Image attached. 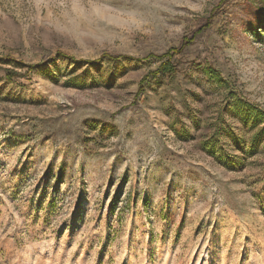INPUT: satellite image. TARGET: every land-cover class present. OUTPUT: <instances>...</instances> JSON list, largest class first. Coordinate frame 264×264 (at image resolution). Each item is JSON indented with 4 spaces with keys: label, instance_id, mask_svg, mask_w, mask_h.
I'll list each match as a JSON object with an SVG mask.
<instances>
[{
    "label": "rangeland",
    "instance_id": "374dc122",
    "mask_svg": "<svg viewBox=\"0 0 264 264\" xmlns=\"http://www.w3.org/2000/svg\"><path fill=\"white\" fill-rule=\"evenodd\" d=\"M0 264H264V0H0Z\"/></svg>",
    "mask_w": 264,
    "mask_h": 264
},
{
    "label": "trees",
    "instance_id": "16d2710c",
    "mask_svg": "<svg viewBox=\"0 0 264 264\" xmlns=\"http://www.w3.org/2000/svg\"><path fill=\"white\" fill-rule=\"evenodd\" d=\"M173 54H178L180 53L178 50H174ZM170 54V53H168ZM173 71V65L171 63V60H167L162 62V64L160 65V67L157 69V71L151 72V74L153 75H157V74H167V73H171ZM8 78H10V73H7L6 75ZM11 79V78H10ZM242 103V102H240ZM242 106H244L245 108H250V110H248L249 112L256 114L257 110L253 109L252 107H248V105L246 106L244 103H242ZM257 116H263L261 113H257ZM256 125L259 124L258 119L255 121Z\"/></svg>",
    "mask_w": 264,
    "mask_h": 264
}]
</instances>
